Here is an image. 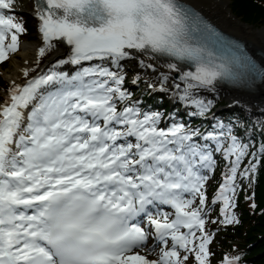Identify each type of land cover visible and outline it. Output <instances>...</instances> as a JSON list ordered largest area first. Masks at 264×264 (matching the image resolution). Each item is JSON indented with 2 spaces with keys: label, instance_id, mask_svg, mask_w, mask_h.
Instances as JSON below:
<instances>
[{
  "label": "snow or ice",
  "instance_id": "obj_1",
  "mask_svg": "<svg viewBox=\"0 0 264 264\" xmlns=\"http://www.w3.org/2000/svg\"><path fill=\"white\" fill-rule=\"evenodd\" d=\"M15 3L0 0V63L26 32ZM33 10L43 41L36 67L0 103V264H211L214 153L227 171L211 204H222L224 225L239 224L237 181L251 183L264 143L253 151L231 122L194 128L179 113L148 109L125 87L123 62L157 73L151 61L164 58L167 72L147 89L205 119L213 101L201 91L264 79V67L181 0H35ZM54 42L69 53L40 68Z\"/></svg>",
  "mask_w": 264,
  "mask_h": 264
},
{
  "label": "trees",
  "instance_id": "obj_2",
  "mask_svg": "<svg viewBox=\"0 0 264 264\" xmlns=\"http://www.w3.org/2000/svg\"><path fill=\"white\" fill-rule=\"evenodd\" d=\"M231 11L233 15L247 25H255L259 23L264 26V0H231ZM26 32L23 34V41H32L35 29L30 22H25ZM22 41H20L21 43ZM18 52V51H17ZM16 52V53H17ZM0 63V91L5 92L10 88L9 82L4 78L3 73L10 68L11 57ZM50 55L41 60L40 68L47 62ZM125 87L133 93V98H140L148 109H156L165 113L181 114L182 120L192 127H199L203 121V128H208L210 123L221 121L226 125L231 122L232 131L243 142L250 143L255 151L261 143H264V113L257 110L249 109L240 111H220V107L225 106V102L218 101L211 96H202L205 100L213 101V112L208 114V118L193 117L184 115L185 109L180 102L174 101L170 96L162 93H151L147 89L145 81L135 70L127 71ZM35 75V72H32ZM137 75L140 77L139 84H132L131 81ZM195 111V109H188ZM214 113V116H213ZM218 158L216 171V182L212 190L216 188V184L224 178L227 171V164L223 160L220 153H215ZM248 164V160L241 165L243 169ZM239 187L235 197L236 207L234 213L239 220V224L224 225L221 218L217 223L209 222L210 228L216 231V240L211 246V264H219L224 256H239V264H264V160L261 161L257 172L252 176L251 183L247 179L238 180ZM213 192V191H212ZM213 195V193H212ZM251 197L252 203L258 206V216H251L248 206L244 203L245 198ZM239 243V244H238Z\"/></svg>",
  "mask_w": 264,
  "mask_h": 264
},
{
  "label": "bare ground",
  "instance_id": "obj_3",
  "mask_svg": "<svg viewBox=\"0 0 264 264\" xmlns=\"http://www.w3.org/2000/svg\"><path fill=\"white\" fill-rule=\"evenodd\" d=\"M189 3L196 8L202 10L208 15L212 21H214L222 30L234 35L235 37L243 40L248 46L249 50L255 54L256 59L264 66V29L256 30L252 27L246 26L240 22L237 18L233 17L230 11V6L228 0H182ZM33 0H16L15 6L13 8L14 13L23 15L35 16L33 7ZM25 13V14H24ZM39 28V26H38ZM57 44L58 51L53 53L50 61L59 59L61 57L67 56L69 53L68 46L62 45L60 42H54ZM43 46L42 38L38 40L35 44H26L23 49L19 52L23 60L14 62V70L11 75V80L14 81L17 73L23 71L24 67L29 66L35 56L38 53L39 47ZM259 52V54H257ZM157 66L158 75L159 72H167V68L163 67L164 62L159 60L151 61ZM124 65L134 64L138 66L137 61H126L123 62ZM139 67V66H138ZM144 70V69H142ZM145 72L153 73L150 70ZM171 75H178L172 73ZM158 77V76H157ZM206 91V90H205ZM215 93H225L228 96V101L236 106H250V103L258 102L264 106V80L256 87L254 93H244V92H234L225 91L221 88L216 87Z\"/></svg>",
  "mask_w": 264,
  "mask_h": 264
},
{
  "label": "rangeland",
  "instance_id": "obj_4",
  "mask_svg": "<svg viewBox=\"0 0 264 264\" xmlns=\"http://www.w3.org/2000/svg\"><path fill=\"white\" fill-rule=\"evenodd\" d=\"M228 3H229V6H230V11H231V0H228ZM11 14L14 15V16H16L17 19H22L24 23L25 22H30V24L32 25V27L35 29V33L33 34V40L32 41H23L24 38H25V35L22 34L20 36V41H22L19 44V52H20L26 44H35L38 40H40L41 35L39 33V28H38L39 22L32 15L17 14V13H14V10H12ZM231 14H232L233 17H235L233 15L232 11H231ZM235 18H237V17H235ZM237 19L240 20L239 18H237ZM240 22H241V20H240ZM241 23L244 24V25H246V26L252 27L253 29H256V30H262V29H264V26H261L259 23L255 24V25H247V24H245L243 22H241ZM19 52L15 56L11 57L10 68L3 73L4 78L8 80V82H9L10 85L12 83L11 75H12L13 70H14V62L15 61H19V60H23V58H22L21 54H19ZM53 53H50L49 54L50 55V58L47 61L48 64H49V62H50V60H51V58L53 56ZM37 59H38V56L36 55L35 58L33 59L32 63L29 66L24 67V69L25 68H34L35 67V62H36ZM41 68H43V67H41ZM124 69H127V71H131V70L133 71V70H135L138 73H140V75H141L140 77L142 79H150L152 82L155 81L157 79V76H158V72L157 73H148V72H145L140 67H138V66H136L134 64L125 65ZM126 74H128V73L126 72ZM30 75H33V74L30 73ZM14 81L17 82V84H23L25 82V78L23 76V71H19L17 73V76L15 77ZM202 92H209V91H202ZM209 93H211V95H213L216 100H218V101H222L223 100V102H225L226 104L229 103V101H228V96L229 95H227L225 93H222V92L221 93L209 92ZM204 95H207V94H204ZM5 97H6V93L3 92V91H0V98H3L4 99ZM247 108H251V107L250 106H242L241 107V110H244V109H247ZM259 111L260 112H264V106H262ZM221 183H223V179H221L218 182L217 186H220ZM215 190H216V188H215ZM244 203L248 206V208H247L248 211L250 213H252V214H250L251 216L255 217V216H258L259 215L258 214V206H256L255 208L252 207L253 203H252V198L251 197L245 198Z\"/></svg>",
  "mask_w": 264,
  "mask_h": 264
},
{
  "label": "water",
  "instance_id": "obj_5",
  "mask_svg": "<svg viewBox=\"0 0 264 264\" xmlns=\"http://www.w3.org/2000/svg\"><path fill=\"white\" fill-rule=\"evenodd\" d=\"M203 94H209V93H203ZM247 106H249V105H247ZM241 107L242 106H236V105H233L232 103L229 102L228 105H226L224 107H221L220 110L230 111V110H233V109H236V108H238L239 110H241ZM250 107L260 110L261 107H262V105L259 104L258 102H253V103H250Z\"/></svg>",
  "mask_w": 264,
  "mask_h": 264
}]
</instances>
